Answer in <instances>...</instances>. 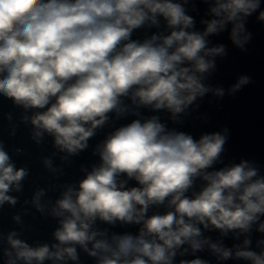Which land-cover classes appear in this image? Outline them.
<instances>
[{"label":"clouds","instance_id":"1","mask_svg":"<svg viewBox=\"0 0 264 264\" xmlns=\"http://www.w3.org/2000/svg\"><path fill=\"white\" fill-rule=\"evenodd\" d=\"M250 22L264 0H0V264H264V153L202 111L257 83L218 78Z\"/></svg>","mask_w":264,"mask_h":264},{"label":"water","instance_id":"2","mask_svg":"<svg viewBox=\"0 0 264 264\" xmlns=\"http://www.w3.org/2000/svg\"><path fill=\"white\" fill-rule=\"evenodd\" d=\"M256 33L247 56L230 50L229 58L221 65L219 79L227 86L240 72L250 73L257 81L245 89L235 101L225 99L223 106L205 103L202 111H209L213 126L227 124L232 128L229 155H261L264 153V30L252 22Z\"/></svg>","mask_w":264,"mask_h":264}]
</instances>
